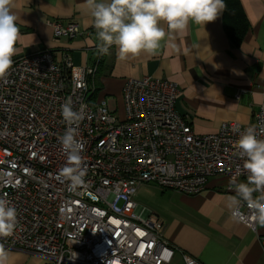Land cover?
Instances as JSON below:
<instances>
[{
  "label": "built area",
  "instance_id": "1",
  "mask_svg": "<svg viewBox=\"0 0 264 264\" xmlns=\"http://www.w3.org/2000/svg\"><path fill=\"white\" fill-rule=\"evenodd\" d=\"M52 27L55 40L88 33L71 22ZM97 45L91 67L74 66L67 54L58 62L42 50L13 59L0 80V197L17 210L14 233L0 246L51 264H174L163 221L134 200L138 188L197 195L213 177L247 182L235 145L248 126L264 139V102L249 124L223 122L198 135L175 109L177 84L143 77L126 80L117 116L96 98ZM69 100L74 110L85 109L77 139L86 175L75 191L60 175L67 163L60 109ZM239 215L255 231L243 203ZM180 264L200 263L182 252Z\"/></svg>",
  "mask_w": 264,
  "mask_h": 264
},
{
  "label": "crops",
  "instance_id": "2",
  "mask_svg": "<svg viewBox=\"0 0 264 264\" xmlns=\"http://www.w3.org/2000/svg\"><path fill=\"white\" fill-rule=\"evenodd\" d=\"M238 2L248 22L239 46L234 47L225 32L223 13L205 26L189 22L183 32L166 36L155 55L122 60L114 45L100 56L96 98L105 99L121 117L126 80H168L179 89L175 109L186 116L195 134L214 133L223 122L249 124L264 102V0ZM11 11L19 29L12 59L51 50L58 62L67 54L74 66L95 64L98 40L86 0H13ZM69 22L88 33L55 40L52 24ZM160 26L168 31L163 22ZM241 182L246 181L213 177L197 195L159 188L161 196L152 210L135 202L163 221V237L176 249L174 264H180L182 252L200 264H264V227L252 231L234 220L226 207L235 195L233 185ZM3 249L8 264H51L35 254Z\"/></svg>",
  "mask_w": 264,
  "mask_h": 264
},
{
  "label": "clouds",
  "instance_id": "3",
  "mask_svg": "<svg viewBox=\"0 0 264 264\" xmlns=\"http://www.w3.org/2000/svg\"><path fill=\"white\" fill-rule=\"evenodd\" d=\"M86 4L96 30L99 53L107 54L115 45L122 60L141 54L155 55L166 36L183 32L189 22L203 26L214 22L226 8L224 0H86ZM12 5L13 0H0V80L8 76L12 58L17 54L15 44L19 29ZM161 22L167 26V32L160 26ZM60 112L67 125L59 138L67 155L60 175L75 191L85 183L86 175L81 157L83 144L77 139V128L85 118V109L82 105L74 110L69 100L61 105ZM235 147L243 160L247 182L233 185L235 195L228 199L226 207L232 218L239 221L245 219L239 215L241 203L245 204L254 226L264 227V139L257 137L255 126H248ZM16 224V208L0 197V238L12 236ZM8 260L6 250L0 246V264H8Z\"/></svg>",
  "mask_w": 264,
  "mask_h": 264
},
{
  "label": "trees",
  "instance_id": "4",
  "mask_svg": "<svg viewBox=\"0 0 264 264\" xmlns=\"http://www.w3.org/2000/svg\"><path fill=\"white\" fill-rule=\"evenodd\" d=\"M224 3L226 8L223 11V27L231 44L237 47L248 30V22L241 11L238 0H224Z\"/></svg>",
  "mask_w": 264,
  "mask_h": 264
},
{
  "label": "rangeland",
  "instance_id": "5",
  "mask_svg": "<svg viewBox=\"0 0 264 264\" xmlns=\"http://www.w3.org/2000/svg\"><path fill=\"white\" fill-rule=\"evenodd\" d=\"M160 196L161 191L158 187L152 184H145L138 188L134 200L138 204L152 210L158 203Z\"/></svg>",
  "mask_w": 264,
  "mask_h": 264
}]
</instances>
